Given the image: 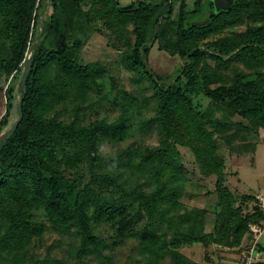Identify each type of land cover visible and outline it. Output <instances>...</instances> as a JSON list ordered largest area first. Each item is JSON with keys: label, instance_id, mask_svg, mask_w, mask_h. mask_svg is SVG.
<instances>
[{"label": "trees", "instance_id": "obj_1", "mask_svg": "<svg viewBox=\"0 0 264 264\" xmlns=\"http://www.w3.org/2000/svg\"><path fill=\"white\" fill-rule=\"evenodd\" d=\"M179 1L176 13L175 0H134L127 5L119 0H0V36L8 44L0 67L6 79L16 81L17 73L22 74L44 24L26 79L23 118L14 134L0 142V251L15 252L5 262L24 264L23 250L43 235L47 222L54 231L75 229L80 243L74 257L80 264L107 246L98 230L102 222L115 229L117 238L133 232L145 264H159L168 255L172 264H196L179 252L183 244L240 246L251 240V223L264 226V210L256 204L246 210L257 192L243 193L238 202L225 184L226 164L215 139L219 133L231 144L264 129V0H235L211 17L213 0H194L191 8L187 0ZM202 17L207 20L200 22ZM100 22L110 30L114 45L123 47L124 65L138 70L155 90L153 121L162 136L158 147L114 156L101 152L102 141L128 137L133 120L128 109L114 121L89 124L77 117L67 122L53 112L67 99L79 108L77 102L107 72L98 62L79 59ZM128 24L134 25L133 42L125 32ZM239 26L244 29L237 30ZM173 38V50L182 62L163 78L150 67V51L156 41ZM238 61L254 70L237 72L230 82L213 86L222 79L220 70ZM14 90L6 92L10 113ZM8 123V116L0 120V133ZM179 145L191 149L214 186L217 210L184 204L186 176ZM84 164L88 181L80 173ZM124 165L152 181L151 190L123 178ZM71 169L78 175L68 176ZM263 249L259 243L258 252Z\"/></svg>", "mask_w": 264, "mask_h": 264}, {"label": "rangeland", "instance_id": "obj_2", "mask_svg": "<svg viewBox=\"0 0 264 264\" xmlns=\"http://www.w3.org/2000/svg\"><path fill=\"white\" fill-rule=\"evenodd\" d=\"M119 1L121 5H127L134 0ZM179 2V0H175L174 3L176 13L179 9ZM193 2L194 0H187L190 8L193 6ZM44 16L46 17V15ZM206 20L207 18L202 17L199 21L205 22ZM98 24L100 30L95 31L85 42L79 53V59L84 63L98 62L106 67L107 72L98 77V86L93 85L87 96L77 102L79 108L67 99L59 104L53 112L67 122L77 117L79 123L89 124L103 119L108 122L114 121L124 109H128L133 117L128 137L117 142L102 141L100 143L101 152L105 156H114L128 149L137 152L143 148L158 147L162 142V136L157 122L153 121L157 106L155 90L150 80L138 70L129 69L124 65L120 50L123 47L114 45L110 30L103 26L102 22ZM133 27V24H128L125 29L126 35L132 39V42L135 40ZM236 29L242 31L244 26H239ZM40 32L41 30L38 34ZM218 36L214 35L213 37ZM174 41H176L175 38L158 40L150 51V67L163 78L170 77L182 62L178 53L173 50L172 43ZM7 53L8 44L0 36V55ZM208 61L213 64L212 59H208ZM252 70H254L253 66H248L242 61L233 62L230 66L220 70L222 79L213 86L224 81L230 82L237 72ZM22 74L21 71L17 73L16 81L11 78L6 79L0 67V120L8 116L9 123L6 130L18 118L16 112H9L6 92L8 88L13 87L15 89L13 95L18 96V80L21 79ZM1 87H4L2 91ZM204 102L207 103L208 100H204ZM215 139L218 151L224 157L226 164L225 184L235 193L238 202L241 201L243 193L264 194V129L258 128L256 134L240 136L234 139L231 144H228L219 133L215 134ZM179 149L186 176L185 192L182 198L184 204L187 207L197 206L206 207L211 211L217 210V193L214 186L201 173L193 152L186 146L179 145ZM81 168V176L85 181H88L90 174L86 164ZM117 170L114 168V173H118ZM120 170L124 172L123 178H128L131 185H137L146 190H151L154 186L152 181H147L145 175L140 174L138 169L132 165H124ZM77 175L78 173L74 169L68 173V176L71 177ZM254 204H256L254 200L250 201L246 210L252 209ZM3 221L0 216V227L3 225ZM46 224L47 227L43 235L35 236L23 250L25 253L24 264H29L31 260L34 264H80L74 257V250L79 247L80 243V237L76 234L75 229L54 231L49 222ZM211 228L212 223L208 222L207 230H211ZM98 230L108 240V243L106 247L102 248L99 255L85 256L83 260L87 264H110V261L113 264H145L146 256L139 251L138 240L133 232H128L126 237L117 238L115 229L107 222L100 223ZM260 241L264 243V234ZM247 243L245 240L240 246L235 247H225L214 242L209 245L201 242L185 243L179 248V252L196 264H240L242 250ZM14 253L0 251V264H10L5 261L8 257L12 258ZM11 264L17 263L12 261ZM159 264H172V258L168 255Z\"/></svg>", "mask_w": 264, "mask_h": 264}, {"label": "water", "instance_id": "obj_3", "mask_svg": "<svg viewBox=\"0 0 264 264\" xmlns=\"http://www.w3.org/2000/svg\"><path fill=\"white\" fill-rule=\"evenodd\" d=\"M50 1L51 0H45V4L49 3ZM234 1L235 0H213L214 9L209 14V16L211 17L212 15L216 14L217 12H219L221 10H228L232 6ZM39 20H40V18H39ZM43 27H44V24L41 22V32L36 36L32 46L28 52V55H27L25 63H24L23 74H22V77H21L19 84H18V88H17L18 96L14 100L13 107H12V111L16 112L18 114V118L14 121V123L11 125L10 128H8L7 130H4L2 133H0V142L5 140L9 135L14 134L19 123L21 122V120L23 118L22 105H23V100H24L25 95H26V91H25L26 79H27V76L31 70V63H32L33 55L35 53V46L41 37V34L43 32Z\"/></svg>", "mask_w": 264, "mask_h": 264}, {"label": "built area", "instance_id": "obj_4", "mask_svg": "<svg viewBox=\"0 0 264 264\" xmlns=\"http://www.w3.org/2000/svg\"><path fill=\"white\" fill-rule=\"evenodd\" d=\"M255 203L260 209L264 210V194L257 192L255 194ZM249 228L251 240L242 250L240 264H255L258 259V244L264 234V226L259 223H251Z\"/></svg>", "mask_w": 264, "mask_h": 264}, {"label": "crops", "instance_id": "obj_5", "mask_svg": "<svg viewBox=\"0 0 264 264\" xmlns=\"http://www.w3.org/2000/svg\"><path fill=\"white\" fill-rule=\"evenodd\" d=\"M260 244L262 246H264V243H262L261 241H260ZM257 257H258V259H257V263L256 264H264V249L263 250H259Z\"/></svg>", "mask_w": 264, "mask_h": 264}]
</instances>
